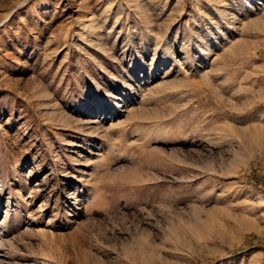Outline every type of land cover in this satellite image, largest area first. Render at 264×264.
I'll return each mask as SVG.
<instances>
[{
	"label": "rangeland",
	"instance_id": "1",
	"mask_svg": "<svg viewBox=\"0 0 264 264\" xmlns=\"http://www.w3.org/2000/svg\"><path fill=\"white\" fill-rule=\"evenodd\" d=\"M0 264H264V0H0Z\"/></svg>",
	"mask_w": 264,
	"mask_h": 264
},
{
	"label": "bare ground",
	"instance_id": "2",
	"mask_svg": "<svg viewBox=\"0 0 264 264\" xmlns=\"http://www.w3.org/2000/svg\"><path fill=\"white\" fill-rule=\"evenodd\" d=\"M250 34V33H249ZM248 36V35H247ZM241 44H242V42L239 44L240 45V47H241ZM237 46V45H236ZM235 51H236V49H235ZM243 51V50H242ZM240 53V52H239ZM238 54V53H237Z\"/></svg>",
	"mask_w": 264,
	"mask_h": 264
},
{
	"label": "trees",
	"instance_id": "3",
	"mask_svg": "<svg viewBox=\"0 0 264 264\" xmlns=\"http://www.w3.org/2000/svg\"><path fill=\"white\" fill-rule=\"evenodd\" d=\"M236 252V251H235Z\"/></svg>",
	"mask_w": 264,
	"mask_h": 264
}]
</instances>
